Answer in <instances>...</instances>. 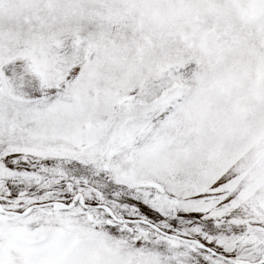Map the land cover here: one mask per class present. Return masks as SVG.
I'll return each instance as SVG.
<instances>
[{"label": "snow or ice", "instance_id": "6c2138e0", "mask_svg": "<svg viewBox=\"0 0 264 264\" xmlns=\"http://www.w3.org/2000/svg\"><path fill=\"white\" fill-rule=\"evenodd\" d=\"M0 264H264V0H0Z\"/></svg>", "mask_w": 264, "mask_h": 264}]
</instances>
